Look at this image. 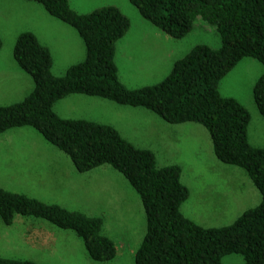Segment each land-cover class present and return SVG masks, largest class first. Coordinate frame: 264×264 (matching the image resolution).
Wrapping results in <instances>:
<instances>
[{"label":"trees","instance_id":"trees-1","mask_svg":"<svg viewBox=\"0 0 264 264\" xmlns=\"http://www.w3.org/2000/svg\"><path fill=\"white\" fill-rule=\"evenodd\" d=\"M25 1L40 4L73 28L83 42L85 57L54 76L49 50L33 33H20L12 54L31 77L33 89L21 101L0 106V134L30 127L64 152L79 173L103 165L119 171L138 194L145 217L146 231L134 264H222L221 257L228 254L241 255L244 264H264V148L248 142L249 112L218 91L219 81L241 59L255 58L263 70L252 97L264 118V0H128L143 19L173 39L184 37L197 19L214 26L220 39L217 49L195 45L174 61L160 82L135 89L121 83L114 61L115 43L130 25L118 7L77 13L68 0ZM75 93L143 108L169 124H200L209 134L216 159L244 169L260 193V202L228 225L195 223L181 212L189 191L181 183L180 166L158 167L152 151L132 145L111 125L54 113L57 100ZM16 215L41 218L73 231L93 261L116 256L114 241L103 233V218L0 187L1 222L11 225ZM0 264L41 263L0 256Z\"/></svg>","mask_w":264,"mask_h":264},{"label":"rangeland","instance_id":"rangeland-1","mask_svg":"<svg viewBox=\"0 0 264 264\" xmlns=\"http://www.w3.org/2000/svg\"><path fill=\"white\" fill-rule=\"evenodd\" d=\"M118 1L120 6L118 9L129 19L130 25L125 38L121 39L122 36L117 41L114 61L118 66L121 80L129 89L160 82L169 73L167 69H171L174 61L184 56L195 45L203 44L213 49L220 46L215 27L201 19L193 23L191 30L184 37L173 39L143 19L128 0H125V6L121 0ZM3 2L0 0V5ZM100 2L101 0H69L71 9H76L78 13H88L108 4ZM110 5L117 7L114 4ZM22 27L16 20L15 22L11 20L7 26L0 27L4 46L9 43L10 33L23 29ZM155 30L162 34L161 37L154 34ZM74 36L76 35L69 33L67 38L63 37L67 41L61 49L60 59L53 62L54 67L52 66L51 73L61 76L70 65L84 59V49L82 54H78L77 48L75 54L71 55L73 48H71V38ZM168 43L170 54L166 51L161 52ZM262 70V64L258 60L245 57L218 83V91L222 97L235 99L249 112L248 142L251 146L259 148H264V118L256 108L252 88ZM96 98L100 99V97ZM6 100H0V102ZM104 100L114 103L108 99ZM152 114L155 119L143 121L142 118H134L125 123L120 129L124 135L121 136L136 147L141 146L152 152L155 151L158 165L179 163L183 167L180 175L181 183L187 187L190 196L203 198L199 201V209H196L197 221L204 227H221L232 223L243 211L258 205L261 200L260 193L244 169L236 165L224 164L216 159L209 134L203 126L195 123L189 125L190 123L187 122L169 124L154 113ZM24 128L32 130L36 135L29 139L46 144L35 130L30 127ZM34 137H38L39 141L34 140ZM52 148L53 153L60 158V162H71L64 152L55 147ZM53 153L50 154L51 157H54ZM78 173L58 180H49L43 184L34 179L35 182L32 184L20 186L1 184L0 187L46 203L58 204L67 209L80 211V208H83L84 213L91 216H99L100 211L97 209L103 204L107 208L110 207L108 203L110 198L121 201L125 210L127 180L119 171L109 165H103L102 168ZM4 179L11 182L8 178ZM130 190L129 196H138L132 187ZM140 208L143 216L140 215V219L136 220H129L131 219L129 212H125V217H122L115 209L108 208L110 212L109 216L104 218L105 220L116 218V220L122 219L123 222L134 221V231L130 242L125 241L124 233H114L115 235L111 237L110 232L103 230V233L106 232L117 247L116 256L109 261L96 262L89 259L81 238L73 231L58 228L41 218L20 215L14 216L11 225H5L0 220V233L3 232L11 239L7 245L0 244V256L29 259L41 264H134L135 251L146 231L142 205ZM23 233L33 237L34 244L27 242L26 246L13 241V238ZM220 261L222 264H244L239 254L224 255Z\"/></svg>","mask_w":264,"mask_h":264},{"label":"crops","instance_id":"crops-1","mask_svg":"<svg viewBox=\"0 0 264 264\" xmlns=\"http://www.w3.org/2000/svg\"><path fill=\"white\" fill-rule=\"evenodd\" d=\"M2 1L4 2L0 5V27L7 26L8 22L11 20H13L14 22L16 20L20 25L23 26V29H17L10 33L9 43L7 46H4V40L0 33V39L2 42V46L0 49V100L3 101L8 98L6 101L0 102V106H7L21 101L33 89V81L31 77L18 67L12 54L14 41L20 33L31 32L35 35L39 43L49 50L52 57L53 67V62H56L60 59L61 49H63L64 42L67 41V39L65 38L68 37L69 33L76 35L71 38V48L73 47L71 55L75 54L77 48V53L82 54L83 49L85 51V48L77 32L75 30H72L73 28L50 16L40 4L25 0ZM117 1L115 2L114 0H101L100 3H108L106 5L114 4L117 5V7H120L118 5L119 1ZM121 1L125 6V0ZM74 11L78 13L76 9ZM154 34H156L157 37H161L162 35L159 32H156V30L154 31ZM124 36L125 34L121 39H124ZM116 44L117 42L115 43V48ZM164 51H166L167 54H170L169 43L164 49L161 50V52ZM52 66L51 69L53 71ZM116 67L118 78L124 85V82L119 76L117 64ZM169 71L170 70L167 69V72ZM53 111L57 116L64 119H83L96 123L111 125L122 136L124 135L120 129L122 128V126H124L125 123L134 120V118H142L143 121L155 119L154 116H152V112L146 109L119 105L111 103L107 100L105 101L104 99L102 100L101 98L99 99L96 97L85 96L77 93L67 95L57 100L53 104ZM78 113L80 114V116ZM187 123H190L189 125H193L192 122ZM34 135L35 134H33L32 130L24 127L9 129L0 134V185L2 184L20 186L32 184L35 182L34 179L37 182L41 181V183L43 184L48 182L49 180H58L62 177L77 175L78 172L75 171V168L73 167V164L71 162H60V158H57V156L52 151V147L54 146L48 144L47 142L46 144H43L44 142L36 143L35 141L29 139V137ZM16 139L17 141H14ZM34 140L39 141L38 137H34ZM138 147L144 148L141 146ZM52 153L54 154V157H51L50 154ZM153 153L155 155V161L158 167L172 165L168 163L158 165L155 151ZM63 161L66 160L63 159ZM178 166H180L183 170V167L180 164ZM98 168L99 167L95 169ZM100 168H102V166H100ZM4 178L10 179L13 184ZM130 187L131 186L126 182L125 210L122 206L123 204L121 203V201H117L116 198H110V201L108 203L111 206L108 208L115 209L117 214L121 215L122 217H125V212H129L131 214V219L129 220H136L137 218L140 219V215L141 217L143 216L142 210L140 208L142 204L139 196H129V194L131 193ZM201 200H203L201 196H190L189 192L187 200L181 205V212L190 220L203 226L201 222L195 219L197 214L196 209H199V201ZM108 208L105 204H103L102 207H99L97 209V211H100L99 217L103 218V230L105 231L106 229L108 232H110L111 237L115 235L114 233H124L125 241L130 242L132 240V233L134 231V221L132 222L127 220L123 222L122 219L116 220L115 216V220H105L104 218L109 216L110 210ZM80 211L84 212V209L80 208ZM104 234L108 236L106 232H104ZM19 235V237L13 238L14 242L22 244H26L28 242L34 244L35 241L33 237H28L24 235V233ZM23 238L25 239L23 240ZM10 241L11 239L6 234H4L3 232L0 233V244L7 245V243H10Z\"/></svg>","mask_w":264,"mask_h":264}]
</instances>
